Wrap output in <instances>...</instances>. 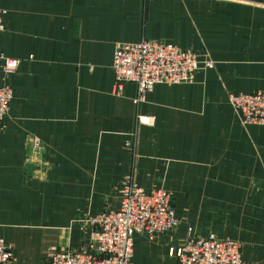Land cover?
<instances>
[{
    "label": "crops",
    "instance_id": "crops-1",
    "mask_svg": "<svg viewBox=\"0 0 264 264\" xmlns=\"http://www.w3.org/2000/svg\"><path fill=\"white\" fill-rule=\"evenodd\" d=\"M0 9V52L19 59L0 125L8 264L87 248L84 216L117 208L128 174L166 189L175 218L151 237L133 233L132 264H172L168 249L188 228L235 239L244 264H264V125L240 123L227 100L264 87V0H0ZM141 38L204 52L213 66L156 82L134 105L135 84L115 88L111 59L115 44ZM136 112L152 124H136ZM131 132L133 153L123 145ZM34 156L48 164L40 178Z\"/></svg>",
    "mask_w": 264,
    "mask_h": 264
},
{
    "label": "built area",
    "instance_id": "built-area-1",
    "mask_svg": "<svg viewBox=\"0 0 264 264\" xmlns=\"http://www.w3.org/2000/svg\"><path fill=\"white\" fill-rule=\"evenodd\" d=\"M3 13L0 9V33L4 27ZM18 62V58L0 52V125L12 98L6 78L15 71ZM212 66L213 60L204 52L197 53L176 44L145 38L134 43L115 44L111 59L115 88L120 89L126 81L134 82L135 92L131 98L134 105L145 99L152 84L190 81L197 68ZM227 100L240 123L264 125V87L248 92L228 91ZM135 122L152 124L153 116L136 112ZM123 145L134 152L133 132ZM32 161V173L40 178L48 164L36 156ZM118 191L117 208L84 216L91 225L87 248L51 247L46 254V264H132L133 233L151 237L175 223L172 198L163 187L145 189L128 174L119 182ZM168 253L174 256L172 264H244L240 257L239 242L229 237H218L211 231L201 236L193 234L188 228L183 242L175 248H169ZM11 255V244L0 236V264H8Z\"/></svg>",
    "mask_w": 264,
    "mask_h": 264
}]
</instances>
